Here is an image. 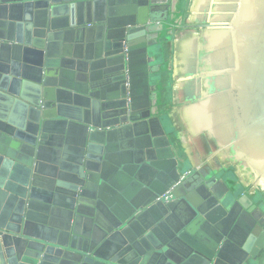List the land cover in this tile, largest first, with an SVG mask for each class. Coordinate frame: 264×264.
I'll return each mask as SVG.
<instances>
[{
	"label": "water",
	"instance_id": "1",
	"mask_svg": "<svg viewBox=\"0 0 264 264\" xmlns=\"http://www.w3.org/2000/svg\"><path fill=\"white\" fill-rule=\"evenodd\" d=\"M262 252L264 0H0V264Z\"/></svg>",
	"mask_w": 264,
	"mask_h": 264
},
{
	"label": "flooded vegetation",
	"instance_id": "2",
	"mask_svg": "<svg viewBox=\"0 0 264 264\" xmlns=\"http://www.w3.org/2000/svg\"><path fill=\"white\" fill-rule=\"evenodd\" d=\"M264 255V252H262L256 261H259L262 259V256ZM246 264H255V262L252 259H249Z\"/></svg>",
	"mask_w": 264,
	"mask_h": 264
},
{
	"label": "rangeland",
	"instance_id": "3",
	"mask_svg": "<svg viewBox=\"0 0 264 264\" xmlns=\"http://www.w3.org/2000/svg\"><path fill=\"white\" fill-rule=\"evenodd\" d=\"M255 264H264V257L261 260H259L258 262H256Z\"/></svg>",
	"mask_w": 264,
	"mask_h": 264
}]
</instances>
